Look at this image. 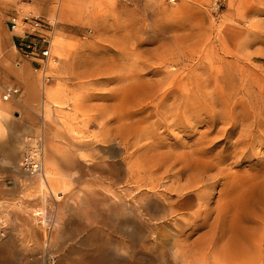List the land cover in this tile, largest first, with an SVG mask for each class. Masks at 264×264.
<instances>
[{
	"label": "rangeland",
	"instance_id": "obj_1",
	"mask_svg": "<svg viewBox=\"0 0 264 264\" xmlns=\"http://www.w3.org/2000/svg\"><path fill=\"white\" fill-rule=\"evenodd\" d=\"M17 2L55 63L14 67L0 17V264H264V0Z\"/></svg>",
	"mask_w": 264,
	"mask_h": 264
},
{
	"label": "built area",
	"instance_id": "obj_2",
	"mask_svg": "<svg viewBox=\"0 0 264 264\" xmlns=\"http://www.w3.org/2000/svg\"><path fill=\"white\" fill-rule=\"evenodd\" d=\"M173 1V0H170ZM17 17L10 22L9 28L16 35L15 49L22 59L34 60L35 70L41 72L43 80L48 81L46 75L50 64L55 63L52 55V46L57 30L55 18H46L18 8ZM19 65V62H16ZM17 93L11 85L3 87L1 99L7 101ZM19 167L26 173L34 176L43 175V144L41 138L28 143L19 160Z\"/></svg>",
	"mask_w": 264,
	"mask_h": 264
},
{
	"label": "crops",
	"instance_id": "obj_3",
	"mask_svg": "<svg viewBox=\"0 0 264 264\" xmlns=\"http://www.w3.org/2000/svg\"><path fill=\"white\" fill-rule=\"evenodd\" d=\"M26 5L27 7H29V3H27V2H24V1H22V5ZM22 5H20V3H18L17 2V0H0V17H1V19H2V21H3V24H2V32H3V34L5 35V38H6V42H7V44L10 46V48L13 50V52H14V54H15V58H14V61H13V66L14 67H19L20 65H21V63H24V62H26V63H28V64H37L34 60H28V59H22L21 57H20V55H19V53L17 52V50L15 49V47H14V45H15V42L17 41V37H16V35L10 30V28H9V25H10V22H12L13 20H15L16 19V17H17V14H16V12H17V10H18V8H22L21 6ZM30 8H32L33 10H35V11H42L40 8H39V6H38V8H35L34 6H33V4L32 5H30ZM37 15H39V16H42V17H46V18H56L55 16L54 17H50V16H47V15H43V14H40V13H37ZM6 58V57H5ZM16 62H19V65L17 66L16 65ZM34 71H36V72H39L40 74H41V72L40 71H38V70H35V69H33ZM16 73V75H18L19 77H23V74L21 73V72H17V71H15ZM38 74V73H37ZM36 74V76H38ZM39 74V75H40ZM40 80H41V82L43 83V77H42V74L40 75ZM41 83V84H42ZM6 85H11V86H13L14 88H16L17 89V93L11 98V99H9V100H7V101H11V100H13V99H19L20 97H21V95H22V93H23V90L21 89V87L19 86V85H17V84H13V83H11V82H5V83H3L1 86H0V98H1V92H2V89H3V87L4 86H6ZM42 91V93H43V89L41 90ZM40 91V92H41ZM22 105V104H21ZM27 108H29V107H31V106H26ZM33 107V106H32ZM4 111V110H3ZM5 112V111H4ZM23 112H24V114L25 113H28L27 112V110H26V108H24L23 109ZM3 120V119H2ZM4 121V120H3ZM4 122H6V123H8L7 121H4ZM94 212H96V209H94ZM101 218H104L103 216L101 217ZM100 242H98V240L96 239V238H94V240H93V244L95 245V246H97V247H99L100 248V246L99 245H101V244H99ZM96 250H97V252H98V255H95V256H90L89 258V260H88V263H90L91 262V260H95L94 261V264H121V263H116L115 262V260H110V257L109 256H107L105 253V251H103L102 249L100 250V249H98V248H96ZM105 254V255H104ZM82 264H84V263H82ZM90 264H92V262L90 263Z\"/></svg>",
	"mask_w": 264,
	"mask_h": 264
},
{
	"label": "bare ground",
	"instance_id": "obj_4",
	"mask_svg": "<svg viewBox=\"0 0 264 264\" xmlns=\"http://www.w3.org/2000/svg\"><path fill=\"white\" fill-rule=\"evenodd\" d=\"M123 79V78H122ZM127 79V78H126ZM123 81V80H122ZM125 81V80H124ZM131 93H132V91H131ZM253 188V187H252ZM261 191V190H260ZM236 193V192H235ZM251 193V192H250ZM253 193V192H252ZM247 197V196H246ZM239 198V197H238ZM244 200H249L248 198L247 199H244Z\"/></svg>",
	"mask_w": 264,
	"mask_h": 264
}]
</instances>
